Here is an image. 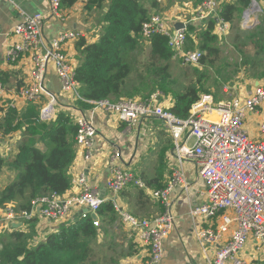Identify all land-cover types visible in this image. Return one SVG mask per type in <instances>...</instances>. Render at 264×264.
I'll return each instance as SVG.
<instances>
[{
    "label": "crops",
    "instance_id": "obj_1",
    "mask_svg": "<svg viewBox=\"0 0 264 264\" xmlns=\"http://www.w3.org/2000/svg\"><path fill=\"white\" fill-rule=\"evenodd\" d=\"M88 0H78L70 10L61 11L60 19L46 18L43 24L42 33L46 44L55 39L60 33L73 32L79 37L74 41H67L62 46V52L71 61L74 68L79 66L78 53L75 50L76 42L84 39L87 43L97 41L100 33V24L96 16H101L107 10V3L103 4V9L87 12L84 5ZM237 0H213L216 11L223 3H234ZM149 16H158L167 29L174 32V25L182 23L188 27H195L204 20L198 21L197 15L200 12L202 0H138ZM257 11L250 15L251 25L242 26V19L247 9ZM50 11V0H0V122H4L6 112L14 110L18 115L26 111L29 102L20 98L17 94L23 88L35 85L32 77L34 52L28 51L20 54L15 60L7 59V50L17 39L11 31L23 21L24 17L33 15H48ZM213 18H218L213 15ZM98 24V25H97ZM203 26L194 29L190 33L193 43L191 49L198 50L199 35ZM213 34L217 37L214 44L218 50L217 55L227 54L224 47L229 51L245 53L246 58L239 72L247 68L256 75L250 79L239 77L241 85L238 92L230 94L227 86H221L219 96L217 91L205 86L207 77L214 62L206 58L204 63L195 66H184L176 57H172L169 62L170 88L172 92L161 96L158 103L168 110L175 105L174 93L183 94L187 89L195 90L201 94L214 93V102L227 95V100L234 97H242L250 92L253 87L264 84V57L261 48L264 47V0H251L250 5L241 13L235 16L232 25L218 20ZM144 64L147 63L149 45L145 39H141ZM188 42V41H187ZM187 44V43H186ZM259 47V50H258ZM251 56H247V54ZM200 61V60H199ZM210 63V64H206ZM176 66L182 70V74L188 83L172 79L171 67ZM135 67V66H134ZM142 69L134 68L137 72ZM215 68V67H214ZM188 69L195 74H200L201 78L196 79L191 75L187 79L188 73L183 72ZM206 70V71H205ZM205 71V73H202ZM214 83L217 78L212 76ZM246 78V77H245ZM217 89V88H216ZM220 89V88H219ZM41 97L37 105L40 109L51 99H56L55 115L63 112L73 120L82 113L95 127L97 133L90 149L85 152L83 148L75 146V159L67 171L70 180L69 189L60 197L69 199L77 195L79 190L74 189L72 181L83 174L89 187L96 188L98 193L104 191L106 181L110 177V168L115 166L123 171H127L144 183V188L140 189L133 184H129L117 197V210L103 212L102 216L96 217L98 222L97 237L91 245L92 256L87 264H149V248L139 243L137 235L123 221V213L134 216L139 220L152 221L165 211V206L160 202L151 199V193L164 189L167 185L173 188L167 197L168 207L173 217V227L168 236L162 242L163 257L157 264H210L213 253L217 246H212L201 242L196 235L205 229L215 230L221 223L219 217L204 220L191 214L192 210L202 205L205 201L206 188L197 174V168L193 161H183L181 166L175 161V143L169 134L167 127L156 118L143 119L135 125H126L120 122L115 115L94 112L91 108L87 110L79 109V102L61 91V83L56 75L55 67L48 61L42 82L40 83ZM225 101V100H224ZM262 117H248V128L253 133L254 127L260 122ZM14 125V124H13ZM25 126L21 124L20 129L9 134L0 133V157L7 165L0 170V191L12 184L17 178V171L9 169L10 162L18 153V148L24 137ZM192 142V141H191ZM191 146V145H189ZM179 173V181L173 183V173ZM104 197L109 196L107 189ZM81 210V209H80ZM80 210H75L74 215ZM230 214V213H229ZM0 216L2 211L0 208ZM77 216V215H76ZM93 220V219H92ZM35 238L38 235L46 237L50 233L56 232L62 225L51 223L38 217L31 220ZM10 229L24 230V225L10 224L2 228V237L8 235ZM4 233V234H3ZM137 234V232H136ZM229 238V233L222 236L218 246H223ZM259 244L253 239H249L239 254V258L244 264H264V252L259 249Z\"/></svg>",
    "mask_w": 264,
    "mask_h": 264
},
{
    "label": "built area",
    "instance_id": "obj_2",
    "mask_svg": "<svg viewBox=\"0 0 264 264\" xmlns=\"http://www.w3.org/2000/svg\"><path fill=\"white\" fill-rule=\"evenodd\" d=\"M257 11L249 8L245 11L242 26L251 25L250 15ZM61 8L58 0H50L48 15H33L23 18L20 25L12 31L17 39L6 52L7 59L15 60L20 54L32 51V77L35 85L23 88L18 96L35 104L39 101L48 61L55 67L56 75L61 83V91L73 101H84L75 79V68L62 52V46L67 41L77 40L79 35L73 32L60 33L46 44L42 27L50 19L61 18ZM216 13L213 0H202L197 20L212 18ZM142 39L146 41L154 33L162 34L168 39V46L173 51V57L184 66L198 65L202 57L199 50L187 51L186 30L167 29L158 16H152L142 26ZM264 57V48L262 50ZM162 95L155 93L148 99H121L119 101L101 100L91 102V113L103 112L115 115L126 125H135L143 119H159L166 127L175 143V161L181 166L183 161H193L197 174L206 188L205 201L192 210L191 214L204 220L219 217L221 223L215 230L205 229L196 235L201 242L217 246L210 264H244L239 254L249 239H253L264 252V84L253 87L242 97H234L225 101L214 102L210 94H201L188 111L184 119L177 118L159 105ZM56 99L49 100L39 111L42 121L55 117ZM262 117L254 127V132L248 128V117ZM76 127L75 146L87 152L97 133L95 127L80 113L73 120ZM192 141V142H191ZM191 145V146H189ZM110 177L105 188L109 196L100 197L96 188L88 186L83 174L72 181L77 195L69 199L50 193L31 202L29 211H16L13 204L0 207V234L3 226L10 224L24 225L35 217L39 219L67 224L75 218H85L91 215L97 217L102 205L109 203L117 210V197L133 184L143 189L144 183L119 167L110 168ZM179 181V173H173V183ZM71 185V184H70ZM172 185L153 191L151 199L165 206V211L152 221H143L132 215L123 213L121 218L135 232L140 244L149 248V264H157L163 257L162 242L173 227V217L167 203ZM81 209V210H80ZM88 209L85 214L83 210ZM75 210H80L74 215ZM230 213V214H229ZM77 215V216H76ZM98 227V222L93 220ZM137 232V234H136ZM229 233L228 241L218 246L223 235ZM39 239L43 237L38 235Z\"/></svg>",
    "mask_w": 264,
    "mask_h": 264
},
{
    "label": "trees",
    "instance_id": "obj_3",
    "mask_svg": "<svg viewBox=\"0 0 264 264\" xmlns=\"http://www.w3.org/2000/svg\"><path fill=\"white\" fill-rule=\"evenodd\" d=\"M58 1L64 11L72 9L78 0ZM250 1L221 4L216 11L217 19L232 25L235 16L246 9ZM105 2L107 10L98 16L101 26L97 41L87 43L79 39L75 45L79 59L75 79L84 100L79 102V109H90L91 102L101 100H145L155 93L164 96L172 92L169 62L174 53L162 34L154 33L146 41L149 52L144 64L145 73L136 71L135 77L131 78L135 67L129 60L134 61L131 56L134 51L142 50L141 30L150 18L148 10L138 0H88L84 9L87 12L101 10ZM200 26L204 27L198 47L203 53L199 61L202 64L206 58L215 57L218 50L214 46L217 37L213 34L216 26L213 17L204 19L198 27H188L186 49L193 47L190 33ZM198 94L192 89L183 94L174 93L175 105L167 111L177 118H186L190 106L198 100ZM39 116V107L30 103L21 115L9 110L4 122H0V133L4 135L20 129L21 124L25 126L18 153L8 162L9 169L18 172L17 178L0 191V207L13 204L16 211H29L31 202L40 196L50 193L61 196L70 187L67 171L75 159L77 127L63 112L49 121H42ZM6 165L0 157V170ZM112 211V206L106 203L97 215ZM93 222L89 216L77 217L40 240L35 238L31 221L24 230L10 229L8 235L0 237V264H87L99 229Z\"/></svg>",
    "mask_w": 264,
    "mask_h": 264
},
{
    "label": "rangeland",
    "instance_id": "obj_4",
    "mask_svg": "<svg viewBox=\"0 0 264 264\" xmlns=\"http://www.w3.org/2000/svg\"><path fill=\"white\" fill-rule=\"evenodd\" d=\"M98 16L99 15L96 16V19H98ZM225 47L223 49L227 54L223 53V55L221 54L220 56L216 55L215 57H212L210 59V63L214 62L215 68L212 66L208 67V68H210V69L212 68V69H211V72L206 74L209 76L207 77L208 80L206 81L205 86L211 88L213 91H217V95L219 96L220 91L222 89L221 86L223 87L225 85V86L229 87V89H230L229 92L233 96L232 91L238 92L240 90V87L237 86L239 84L241 85V80L239 77L243 76V78L246 80V79H250L251 76L256 75V73L252 72L248 68L245 71L239 72L238 68L241 67L242 64L244 63L245 58H246V54L245 53L239 54V52H237V51H229ZM131 56L134 58V61L129 60V62L132 63V65L135 66L140 71V69L143 68L142 67V63L144 62L143 55H140L139 51H134L131 54ZM247 56H251V54L248 53ZM210 63H206V64H210ZM205 71H202V73H205ZM144 73L145 72H144V68H143L142 74H144ZM180 73H182V70H179L178 67H176V66L171 67L172 79L188 83V80H185L183 78L182 74L180 76ZM186 73H188V76L186 77L187 79H190L191 75H193V78H196V79L201 78L200 74H195L191 70L186 69L183 72V74L185 75ZM135 74H136V70L134 69V71L131 72V78H134ZM212 76H215L217 78V80L214 83L212 82V78H211ZM210 94H212L213 97H215L213 92ZM222 96L223 97L218 99V100H221V99L227 100L229 98V97H227V95L226 96L222 95ZM135 99L142 100L140 98H135ZM224 100H221V101H224ZM40 149H41V147H40ZM0 235H2V234H0ZM4 235H6V234H4ZM37 240H40V239L37 238Z\"/></svg>",
    "mask_w": 264,
    "mask_h": 264
},
{
    "label": "water",
    "instance_id": "obj_5",
    "mask_svg": "<svg viewBox=\"0 0 264 264\" xmlns=\"http://www.w3.org/2000/svg\"><path fill=\"white\" fill-rule=\"evenodd\" d=\"M215 22L218 23V19L217 18H215ZM174 29L175 30H185L186 29V25H184L182 23H176L174 25ZM103 188H104V191H105L106 188L104 187V185H103ZM104 191H100V197L101 198L104 197V194H103ZM83 212L85 214H87L88 213V209L83 210ZM91 219L95 220L96 219V216L95 215H91Z\"/></svg>",
    "mask_w": 264,
    "mask_h": 264
}]
</instances>
